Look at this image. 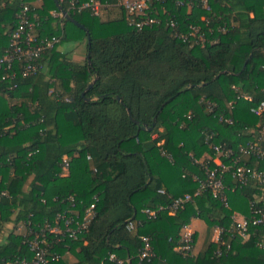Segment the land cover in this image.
<instances>
[{
	"label": "trees",
	"instance_id": "16d2710c",
	"mask_svg": "<svg viewBox=\"0 0 264 264\" xmlns=\"http://www.w3.org/2000/svg\"><path fill=\"white\" fill-rule=\"evenodd\" d=\"M58 1L84 28L54 0H0V54L24 6L38 16L41 38L59 39L34 76L19 65L0 71V259L32 258L22 224L38 230L68 210L83 223L95 204L86 230L56 247L63 258L49 264H115L112 254L125 264H264L263 227L247 240L230 231L234 213L251 215L252 203L264 209L263 183L242 185L229 174V207L202 192L169 209L197 192L193 176L205 173L196 161L215 153L207 135L237 149L264 126V115L251 111L264 101V0H165L160 24L142 31L128 24L121 0H97L99 15L80 9L88 0ZM193 27L206 41L180 38ZM82 47L86 59L77 62L73 52ZM243 162L264 170L254 156ZM160 207L154 218L145 213ZM197 219L206 226L201 249L177 251ZM218 227L224 232L215 242ZM144 237L152 259L140 257Z\"/></svg>",
	"mask_w": 264,
	"mask_h": 264
},
{
	"label": "built area",
	"instance_id": "2783aa9c",
	"mask_svg": "<svg viewBox=\"0 0 264 264\" xmlns=\"http://www.w3.org/2000/svg\"><path fill=\"white\" fill-rule=\"evenodd\" d=\"M164 1L121 0L120 5L126 11L128 24L132 28L142 31L152 29L160 24L158 6L163 4ZM205 7L207 10H210L207 1H205ZM88 8L97 15L103 11L102 4L97 0H88L80 7V9ZM162 8L165 9L164 7ZM57 16L59 15L57 14ZM17 18V25L9 34V46L0 54V71L13 72V68L19 65L24 77L34 76L38 71L36 62L44 53L52 50L59 42V39L56 37L52 39L41 38L39 36L37 25H35L38 16L36 14L31 15L28 6H24L23 10L17 15ZM171 25L174 26L175 24L171 23ZM192 30L189 35L183 34L180 38L184 41L192 38H199L203 42L206 41L204 35L200 34V28L193 27ZM232 88L236 89V87ZM244 98L249 101L252 100L251 97L244 96ZM230 106L232 108L235 107V102L230 103ZM214 107L215 105L208 104L210 113L215 112ZM251 111L256 116L264 115V101L252 107ZM220 120H224L230 125L233 124L232 119L225 117L224 114L220 115ZM214 140L213 135H207L206 143L214 150V156H207L206 160L196 161L201 165L205 173L203 179L193 176L194 181L199 183L197 192L194 195L185 194L183 197L176 199L169 207L171 214H174L184 204L192 203L194 197L199 196L202 192H210L225 207H229L230 203L227 196L229 190L227 176L229 174L242 185L247 184L250 180H257L264 184V170L248 167L243 162V159L249 156H254L264 162V126L253 130L250 140L246 144L239 145L237 149L229 147L226 143H217ZM63 165L67 169L69 167L68 161L64 160ZM160 192L164 193L163 190ZM94 208L95 204H92L87 210L86 221L83 223L76 222L72 216L73 210H68L66 213L58 215L54 224L45 222L38 230L32 227L31 221L27 225L22 224L18 229L19 235L25 238L24 244L32 252V258L14 257L12 259H0V264H49L51 261H60L63 257L54 250L62 243L76 241L78 239V236L88 227V223L94 215ZM164 209V207L158 209L148 208L145 209V213L149 218H154L159 211ZM231 218L232 226L230 231H233L235 235L245 240L249 239L258 227L264 228V209L256 208L255 203L251 205V215L246 216L244 214L234 213ZM134 228V224L129 223L128 229L131 231ZM216 230L218 234L213 240L220 242L222 241L221 234L224 232V229L218 227ZM194 250V232L190 225H188L184 227L182 240L177 251L186 254L194 253ZM66 255L67 257L71 255V251L66 250ZM154 256L155 251L150 239L144 237L140 257L142 259H152ZM110 260L115 264H125V261L115 254L110 255Z\"/></svg>",
	"mask_w": 264,
	"mask_h": 264
},
{
	"label": "crops",
	"instance_id": "0c3cea01",
	"mask_svg": "<svg viewBox=\"0 0 264 264\" xmlns=\"http://www.w3.org/2000/svg\"><path fill=\"white\" fill-rule=\"evenodd\" d=\"M37 5H40V2H38ZM190 227H191V229L194 228V229L198 230L197 232H195L198 234V243L195 245L196 253H198L199 250L201 249L202 245H203V242L202 243H200V242L202 241L201 237H202L203 233L206 232V226H205V224L203 225V227L205 228L203 230V227L201 226V220L197 219V220L192 221V223L190 224ZM205 235H206V233H205ZM205 235L202 237V239L205 238ZM194 253H195V250H194ZM68 258L73 260L74 257H73V255H69Z\"/></svg>",
	"mask_w": 264,
	"mask_h": 264
},
{
	"label": "rangeland",
	"instance_id": "374dc122",
	"mask_svg": "<svg viewBox=\"0 0 264 264\" xmlns=\"http://www.w3.org/2000/svg\"><path fill=\"white\" fill-rule=\"evenodd\" d=\"M53 15L55 16V17H57V14L56 13H53ZM71 49V48H70ZM79 50V52L77 53V55H75V52H73V54H74V56H75V60L77 61V62H83V61H85V59H86V55H85V50H84V47H82V49H78ZM203 225H204V222L203 221H201V226L203 227ZM205 228L203 227V230H204ZM192 231L195 233V232H197L198 230L197 229H194V228H192ZM203 232V231H202ZM205 233L206 232H204L203 233V235H202V237L205 235ZM217 230H214V233H213V239H215L216 238V236H217ZM202 237H201V242L200 243H202L203 241H204V239H202ZM197 243H198V240H197ZM198 249V248H197ZM195 253H196V248H195Z\"/></svg>",
	"mask_w": 264,
	"mask_h": 264
},
{
	"label": "water",
	"instance_id": "95a60500",
	"mask_svg": "<svg viewBox=\"0 0 264 264\" xmlns=\"http://www.w3.org/2000/svg\"><path fill=\"white\" fill-rule=\"evenodd\" d=\"M54 1L56 2V5H57L59 11L61 12V14H62V16H63L64 18H66L68 21H71V22L75 23L76 25H78V26L84 28L79 22H77L75 19H73V18L68 14V12H66V11L63 9V7L61 6V4L59 3L58 0H54ZM88 38H89V40H90V34H89V33H88ZM89 44H90V41H89ZM88 59H89V55H88ZM96 80H97V78H96L94 81L91 82V84L89 85L88 89H90V88L94 85V83L96 82ZM88 89H87V90H88ZM119 100H120V99H119ZM128 113H129V115H130V118L132 119V116H131L130 110H128Z\"/></svg>",
	"mask_w": 264,
	"mask_h": 264
}]
</instances>
